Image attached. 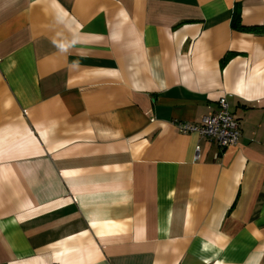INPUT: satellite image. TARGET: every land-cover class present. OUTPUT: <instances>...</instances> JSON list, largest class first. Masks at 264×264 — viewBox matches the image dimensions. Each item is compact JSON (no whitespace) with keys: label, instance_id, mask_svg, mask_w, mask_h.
Listing matches in <instances>:
<instances>
[{"label":"crops","instance_id":"1","mask_svg":"<svg viewBox=\"0 0 264 264\" xmlns=\"http://www.w3.org/2000/svg\"><path fill=\"white\" fill-rule=\"evenodd\" d=\"M0 264H264V0H0Z\"/></svg>","mask_w":264,"mask_h":264},{"label":"built area","instance_id":"2","mask_svg":"<svg viewBox=\"0 0 264 264\" xmlns=\"http://www.w3.org/2000/svg\"><path fill=\"white\" fill-rule=\"evenodd\" d=\"M176 127L181 133L195 132L213 141L222 149L238 144L241 134L238 121L230 110L226 96L219 98L216 112L203 117L199 124L177 122ZM199 150L200 148L197 146L195 159L199 158Z\"/></svg>","mask_w":264,"mask_h":264},{"label":"trees","instance_id":"3","mask_svg":"<svg viewBox=\"0 0 264 264\" xmlns=\"http://www.w3.org/2000/svg\"><path fill=\"white\" fill-rule=\"evenodd\" d=\"M231 24L233 27H236L240 30H254V31H260V29L262 28H246L244 26L241 25V22H240V17L239 15L237 14V12L234 14L233 18H232V21H231Z\"/></svg>","mask_w":264,"mask_h":264}]
</instances>
